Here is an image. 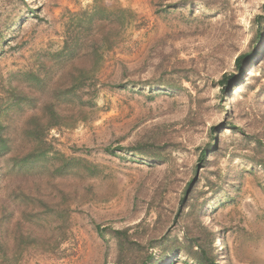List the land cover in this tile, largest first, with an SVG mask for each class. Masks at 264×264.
Segmentation results:
<instances>
[{
    "label": "rangeland",
    "instance_id": "374dc122",
    "mask_svg": "<svg viewBox=\"0 0 264 264\" xmlns=\"http://www.w3.org/2000/svg\"><path fill=\"white\" fill-rule=\"evenodd\" d=\"M70 33L98 42L67 59ZM51 100L44 159L0 167V264H132L125 228L157 264H197L204 227L220 264H264V0H0V121Z\"/></svg>",
    "mask_w": 264,
    "mask_h": 264
},
{
    "label": "trees",
    "instance_id": "16d2710c",
    "mask_svg": "<svg viewBox=\"0 0 264 264\" xmlns=\"http://www.w3.org/2000/svg\"><path fill=\"white\" fill-rule=\"evenodd\" d=\"M261 29L257 31L256 41H259L258 38L261 35ZM93 35V34H92ZM92 35L87 34L86 36H81L80 34L70 33L68 37L67 45L64 50L67 54L68 58H73V55L78 51V48L87 47V45L94 46L98 41L96 38L92 37ZM89 43H86V41ZM69 42L71 43L69 45ZM93 50V49H92ZM257 53L247 51L238 56L236 63L238 73L225 74L223 77V82L227 85L231 84L233 81L239 78V75H242L244 72V65L247 61L251 60L254 54ZM63 59V58H61ZM46 78H41V76H36L37 84L40 88L44 87L46 83ZM81 81L84 83V79L81 78ZM78 83V81L76 82ZM74 88H67L62 90L59 88V92L53 93V98L58 102V107L63 104V101L70 98L69 94L73 92L78 85H73ZM38 97L35 95L24 94H15L14 99L11 103L12 106H15L16 109H23L25 104L37 102ZM55 101L51 100V104L47 105L45 113L40 115L37 112L32 113L28 118L27 125L22 124L21 127H17V120L19 118V114L15 113L12 119L7 121H0V167L6 166L9 163L16 165V167H24L29 163H39L46 156V150L48 142L46 141V135L48 130L51 127L57 126L60 122L57 118L61 117V113L59 112V108L54 105ZM48 117H47V116ZM47 118V119H46ZM13 130H17L13 133ZM18 142H20L18 144ZM17 144L19 148H21L20 152L13 153V146ZM121 148V147H120ZM10 152L9 155H6ZM206 155L205 151L202 153V158ZM4 158V165H1V161ZM200 159V161L202 160ZM45 211V210H44ZM45 213V212H44ZM43 214V213H42ZM34 214L29 217V220L32 222H37L38 220H43V216ZM47 214V211H46ZM205 232H207L206 236L202 233H197L195 237L191 241L188 240V244L185 245L184 250L188 253V255L197 263V264H220L219 257L216 252L215 239L212 236V231L208 229V227H204ZM114 234L117 240L118 251L123 254L125 249L129 251H137L141 252V254L135 255L132 257V264H157L155 260L154 252H150L148 248H153L154 244L151 243L150 247L147 246V249L144 250L142 247V242L137 241L133 238V233L130 232V228L125 229H114Z\"/></svg>",
    "mask_w": 264,
    "mask_h": 264
}]
</instances>
